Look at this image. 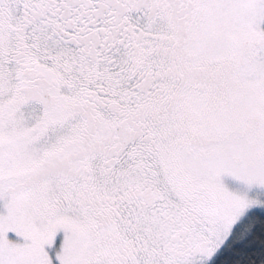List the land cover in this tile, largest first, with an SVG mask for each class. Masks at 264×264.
<instances>
[{
	"label": "snow or ice",
	"instance_id": "6c2138e0",
	"mask_svg": "<svg viewBox=\"0 0 264 264\" xmlns=\"http://www.w3.org/2000/svg\"><path fill=\"white\" fill-rule=\"evenodd\" d=\"M0 264H264V0H0Z\"/></svg>",
	"mask_w": 264,
	"mask_h": 264
}]
</instances>
